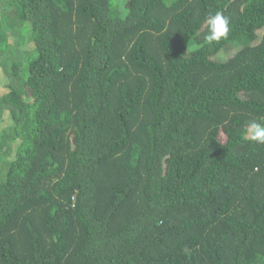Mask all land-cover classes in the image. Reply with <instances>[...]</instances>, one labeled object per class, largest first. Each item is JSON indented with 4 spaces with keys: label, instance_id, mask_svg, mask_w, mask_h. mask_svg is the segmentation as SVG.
Instances as JSON below:
<instances>
[{
    "label": "trees",
    "instance_id": "obj_1",
    "mask_svg": "<svg viewBox=\"0 0 264 264\" xmlns=\"http://www.w3.org/2000/svg\"><path fill=\"white\" fill-rule=\"evenodd\" d=\"M261 118L264 0H0V264H264Z\"/></svg>",
    "mask_w": 264,
    "mask_h": 264
},
{
    "label": "clouds",
    "instance_id": "obj_2",
    "mask_svg": "<svg viewBox=\"0 0 264 264\" xmlns=\"http://www.w3.org/2000/svg\"><path fill=\"white\" fill-rule=\"evenodd\" d=\"M207 35L205 40L211 44L227 40L230 33V19L217 11L209 14L205 18ZM264 120V118H261ZM245 138H250L252 142L264 145V123L256 120L249 121L245 129Z\"/></svg>",
    "mask_w": 264,
    "mask_h": 264
},
{
    "label": "rangeland",
    "instance_id": "obj_3",
    "mask_svg": "<svg viewBox=\"0 0 264 264\" xmlns=\"http://www.w3.org/2000/svg\"><path fill=\"white\" fill-rule=\"evenodd\" d=\"M224 54H221V55H219V58L217 57V59H222V58H224Z\"/></svg>",
    "mask_w": 264,
    "mask_h": 264
}]
</instances>
